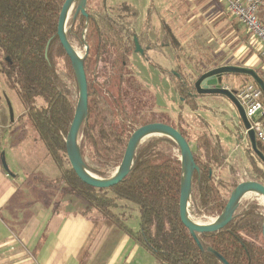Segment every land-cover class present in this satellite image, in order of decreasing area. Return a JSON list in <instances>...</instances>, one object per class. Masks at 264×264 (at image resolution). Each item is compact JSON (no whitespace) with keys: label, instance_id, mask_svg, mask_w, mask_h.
I'll return each mask as SVG.
<instances>
[{"label":"trees","instance_id":"1","mask_svg":"<svg viewBox=\"0 0 264 264\" xmlns=\"http://www.w3.org/2000/svg\"><path fill=\"white\" fill-rule=\"evenodd\" d=\"M64 1L0 0V72L9 89L17 94L26 118L56 164L60 172L58 183H63L69 194L83 199L90 211L127 235L159 264H224L219 256L228 264H264L261 239L264 208L257 202L240 206L233 221L219 232L198 234L203 246V250L200 249L179 217L180 151L167 137H155L143 143L137 151L132 172L112 189L88 187L75 176L67 158L66 138L76 109L70 81H77L57 34ZM120 8L129 10L126 5ZM87 15L88 20L79 14L74 22L72 16L68 22V27L72 28L67 34L71 42L72 33L80 36L88 21L85 38L89 46L85 60L88 118L81 130L80 147L90 170L106 177V169L119 167L134 128L148 122L127 111L120 87L128 55L135 52L134 36L144 50L151 47V41L134 32L136 14L127 24ZM169 36L173 44H177L172 33ZM92 54L101 60L111 59L114 72L111 78L100 83L90 79V75L94 77V69L88 64ZM59 57H63L68 65L69 79L59 72ZM100 58L94 63L100 62ZM174 75V91L193 111L196 110L198 105L192 93V90L196 91L195 87L186 83L180 71ZM247 78L248 84L259 87L253 79ZM39 101H42L41 105ZM261 101L264 105V92ZM179 131L190 144L188 131ZM216 137L215 143L213 134L204 131L191 148L199 168L193 176L192 197L194 213L199 216L218 217L227 204L222 195L224 186L216 181L213 170L227 165L228 154ZM257 144L264 154V143L257 140ZM246 154L252 170L264 180V172L258 165L262 162L250 145ZM87 158L100 169H94ZM119 200L138 206L139 230L130 228L122 215L115 212L120 208Z\"/></svg>","mask_w":264,"mask_h":264},{"label":"rangeland","instance_id":"2","mask_svg":"<svg viewBox=\"0 0 264 264\" xmlns=\"http://www.w3.org/2000/svg\"><path fill=\"white\" fill-rule=\"evenodd\" d=\"M184 1L185 0H88L87 13L95 19L104 20L105 18H112L116 22L123 21L121 23L127 24L132 20L133 13L130 8L129 10H126L125 8L122 9L119 7L122 4H128L136 12L138 21L135 24L134 32L139 35L142 34L145 37L147 36L148 39L152 41V45L151 47H145L143 54L131 51L128 55V64L124 72V81L120 87V95L126 109L132 115L146 118L148 122L145 124L160 122L171 125L177 130L188 131L191 148H194L195 140L200 136L199 133L203 125V120H210L213 124V142L216 143L215 135H218L226 149V154L229 153L231 157V152L234 150L235 154L230 161V164H235V162H237V164L239 163L242 166L240 169V175L235 170L234 174L230 175L228 166L220 170L218 168L213 170L216 181L221 182L224 186L222 195L227 201L232 190L241 181L259 180L264 183L262 177L257 175L252 168H249L248 163L245 160H243V163H241L240 160H237V155L244 157L245 150L248 146L247 138L245 137L244 140H242L241 135L239 134V127L237 128V124L239 123L238 112L228 99L219 95H199L198 104L200 107L193 111L191 107H189L187 103H184L183 99H181L174 91L173 81L176 77L172 71L177 65H180V67L182 66L183 68V65H188L195 59L200 60L209 55L213 58V65H219L220 63L242 65L248 63L256 53L248 46L250 36L246 35L244 27H242L236 18L228 12V0H220L222 3L221 10H224V12L217 20L215 27L210 30V33L215 34L217 37L213 48L210 49L209 46H206V39L201 40V42L198 43H193L192 45L188 44L183 47V59L185 62H180L177 57V50L175 47L171 46L174 41L172 40V37L169 36V30L172 31L175 39H179L182 36L184 37V33L187 32L185 26V17H187V14H184L185 8L182 5ZM262 1L264 3V0ZM207 16H212L211 20H213V14H208ZM261 19L264 21V7L261 12ZM167 20L168 22L166 23ZM206 20L207 19L203 17L200 22ZM103 24L104 23L101 25L104 26ZM67 28L71 31L72 27L69 25ZM87 28L88 21H86V25L82 29L80 36H77L76 32H73L71 36V44L81 56L85 55V45L83 42L84 40L86 41ZM231 31L233 32L232 39V35L230 34ZM211 36L212 35H210V37ZM237 38L238 40L235 41ZM109 40L112 41V39ZM125 40L126 38L124 41ZM251 40L255 48L258 44L259 46H262V44H260V42L254 37H251ZM220 41H222V43H220ZM232 41L234 42L232 43ZM128 43L130 42L128 41ZM222 44H225V47L222 46ZM244 46H246V48L241 50ZM229 50L231 51V55L229 54ZM91 57V61L88 62V64L91 69H94V77L90 75V79H94V81L100 83L114 75L110 58L106 57L104 60H101L99 57L100 62L95 64L94 62L99 58L94 54H92ZM57 63L60 74L65 79H69L70 73L65 59L59 57ZM179 71L181 74H184L186 83L192 87H194L196 80L203 74L198 73L193 76L189 71H184V69H179ZM241 77L242 76L239 75H229L226 78V86L233 90L240 88L242 82H244L245 79H248L246 76H243L246 78ZM247 81H249V79ZM2 85L0 77V89L3 88ZM70 90L72 100L77 103L78 87L74 80L70 81ZM192 93L196 94V91L192 90ZM7 94L14 111L17 112L19 108L22 109L23 105L17 94L10 90ZM206 103H213V113L211 112V109L207 108L208 106H205ZM41 104L42 101H39V105ZM229 107H233L234 114L231 113V108ZM20 118L22 121L19 125V129L23 131L25 137H28L27 135L34 133L32 124L25 115L20 116ZM140 126H136L134 130ZM34 135L38 139L37 134L34 133ZM26 145L27 149H34L37 156L40 157L41 171L44 172V169L47 170L49 165H51L58 173V168L44 146L39 148L38 143L33 142L32 140L26 142ZM86 161L91 164L94 169H100L93 164L89 158H87ZM258 165L261 171L264 172V164L258 163ZM117 168L106 169V177L101 178H111L116 173ZM74 197L87 207V204L83 199L77 196ZM253 202L259 203V205L264 208V204L259 197L245 199L242 201L241 206L244 207ZM118 203L120 208L115 210V212L122 215L126 224L130 228L135 231L139 230L140 215L138 206L126 200H119ZM192 211H194V209ZM90 213L91 217L96 216L97 218L102 219L105 223L110 224L96 212L90 211ZM199 217H202L205 220L216 218L205 215ZM138 251L140 253L136 260L138 264H157L151 258L150 254L140 248H138Z\"/></svg>","mask_w":264,"mask_h":264},{"label":"crops","instance_id":"3","mask_svg":"<svg viewBox=\"0 0 264 264\" xmlns=\"http://www.w3.org/2000/svg\"><path fill=\"white\" fill-rule=\"evenodd\" d=\"M186 1L182 5L185 8L184 14H187L185 17L187 32L179 39L174 37L177 44H171L177 50L180 62H185L183 47L188 44L192 45L206 39V46L213 48L217 37L210 33V30L215 27L224 12L221 10L220 0ZM123 5L128 6L132 13L136 14L128 4L121 6ZM208 14H213V20H211L212 16H207ZM203 17L207 20L200 22ZM137 21L136 18V23ZM169 31L172 33L171 30ZM244 31L248 35L245 29ZM230 34L232 39L233 32L231 31ZM251 37L248 46L256 55L248 63L234 65L253 69L264 78V61L260 55L264 47L258 44L255 48ZM237 40L238 38L235 41ZM222 46L225 47V44ZM244 48L246 46L241 50ZM229 54L231 55L230 50ZM205 58L195 59L193 63L189 61L191 63L188 65L185 63L183 68L177 65L172 72L175 74L179 69H184L195 76L211 69L233 65L224 63L213 65V58L210 55ZM0 77L3 84V88L0 89V264H138L136 262L140 254L138 248L148 253L146 250L113 225L105 223L96 216L91 217L89 206L86 207L69 194L63 183H58L59 170L57 173L51 165L47 170L44 169V172L40 170L41 159L34 149H27L26 142L31 140L37 142L39 148L44 144L35 137V132L25 137L23 131L19 129L22 121L20 116L25 115V109L22 107L17 112L14 111L7 94L10 89L1 72ZM247 80L245 79L242 86L235 91L248 84ZM198 98L199 96L195 100L200 107ZM205 106H208L207 108L213 113V103H206ZM229 108L234 114L233 107ZM239 119L237 128L239 127V134L244 140L247 136ZM204 131L213 134V124L210 120H203L199 135ZM219 140L225 149L220 137ZM246 150L244 157L237 155V160L241 163L245 160L251 168ZM232 151L231 157L228 153L227 165L220 169L228 166L230 175L234 174V170L240 175L241 164L237 162L230 164L235 154L234 150ZM2 154L8 170L3 165ZM150 256L159 264L151 254Z\"/></svg>","mask_w":264,"mask_h":264},{"label":"water","instance_id":"4","mask_svg":"<svg viewBox=\"0 0 264 264\" xmlns=\"http://www.w3.org/2000/svg\"><path fill=\"white\" fill-rule=\"evenodd\" d=\"M87 5L88 0H65L61 7L57 26V34L60 43L71 61L78 87V100L76 103L75 115L66 138V152L70 168L75 176L86 186L98 190L112 189L119 185L132 172L135 165L137 151L146 141L144 140L146 135L149 133H156L158 135L153 137H167L171 139L179 148L182 166L179 194V217L183 225L189 230L197 245L201 250H203V246L201 245L197 235L216 233L227 227L233 221L237 210L242 204V198L245 194L254 190L264 198V183L259 180H244L239 182L232 190L223 212L215 218V223L213 225L194 224L189 220L188 206L191 204L193 210V176L196 171H199V168L195 162L191 146L182 133L175 127L160 122L144 124L132 132L127 141L123 159L114 176L111 178H101L90 170L82 156L80 147L81 130L84 122L88 118L89 93L85 72V60L89 53V46L84 40L85 55L81 56L71 44L67 36L68 22L72 16L73 22L79 14L86 17L88 20ZM73 8L74 10L71 13ZM134 42L135 52L143 54L144 49L141 47L136 35L134 36ZM229 75H242L249 77L253 79L259 88H261L264 92V80L256 71L246 67L228 65L204 72L194 84L196 90V94H194V96L219 95L228 99L237 110L241 123L247 131L246 136L249 140L251 150L264 164V154L258 148L257 138L255 132L251 130L250 122L247 118L245 109L237 99L236 91L225 85L227 80L226 78ZM2 162L5 169L8 170L4 154H2ZM86 171L92 173L93 176H90ZM193 214L195 215L194 211ZM261 232L264 244V215ZM209 251L213 252L211 249H209ZM219 258L224 264H228L225 259L220 256Z\"/></svg>","mask_w":264,"mask_h":264},{"label":"built area","instance_id":"5","mask_svg":"<svg viewBox=\"0 0 264 264\" xmlns=\"http://www.w3.org/2000/svg\"><path fill=\"white\" fill-rule=\"evenodd\" d=\"M264 3L262 0H230L228 12L236 18L246 32L257 39L264 47V21L261 19ZM264 61V49L260 51ZM263 91L252 84H247L236 91V97L245 109L251 130L257 140L264 143V105ZM245 134L247 131L245 130Z\"/></svg>","mask_w":264,"mask_h":264},{"label":"bare ground","instance_id":"6","mask_svg":"<svg viewBox=\"0 0 264 264\" xmlns=\"http://www.w3.org/2000/svg\"><path fill=\"white\" fill-rule=\"evenodd\" d=\"M73 10H74V8L71 10V13ZM155 135H158V134L149 133L148 135L145 136L144 140H147V139H149ZM86 172L90 176H93L92 173H90L88 171H86ZM254 197H259L264 204V198L257 191H254V190H251L247 194H245V196L242 198V201H244L245 199H253ZM188 217H189V220L191 222H193L194 224H197V225H213L215 223V219L205 220L202 217H198V216L194 215L193 211H192V205L191 204H189V206H188Z\"/></svg>","mask_w":264,"mask_h":264}]
</instances>
